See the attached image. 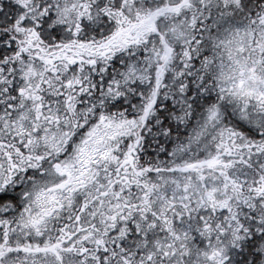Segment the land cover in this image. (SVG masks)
I'll list each match as a JSON object with an SVG mask.
<instances>
[{
    "label": "snow or ice",
    "instance_id": "obj_1",
    "mask_svg": "<svg viewBox=\"0 0 264 264\" xmlns=\"http://www.w3.org/2000/svg\"><path fill=\"white\" fill-rule=\"evenodd\" d=\"M0 264H264V0H0Z\"/></svg>",
    "mask_w": 264,
    "mask_h": 264
}]
</instances>
